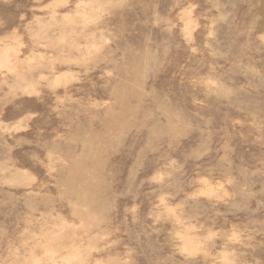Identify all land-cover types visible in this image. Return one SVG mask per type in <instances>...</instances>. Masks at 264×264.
<instances>
[{
  "label": "rangeland",
  "instance_id": "1",
  "mask_svg": "<svg viewBox=\"0 0 264 264\" xmlns=\"http://www.w3.org/2000/svg\"><path fill=\"white\" fill-rule=\"evenodd\" d=\"M0 264H264V0H0Z\"/></svg>",
  "mask_w": 264,
  "mask_h": 264
},
{
  "label": "bare ground",
  "instance_id": "2",
  "mask_svg": "<svg viewBox=\"0 0 264 264\" xmlns=\"http://www.w3.org/2000/svg\"><path fill=\"white\" fill-rule=\"evenodd\" d=\"M56 71V70H55Z\"/></svg>",
  "mask_w": 264,
  "mask_h": 264
}]
</instances>
